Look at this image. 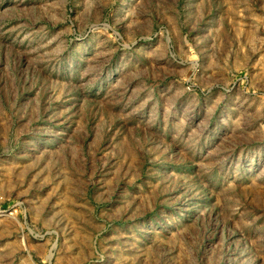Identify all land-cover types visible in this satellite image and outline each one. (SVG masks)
Wrapping results in <instances>:
<instances>
[{"label": "rangeland", "instance_id": "374dc122", "mask_svg": "<svg viewBox=\"0 0 264 264\" xmlns=\"http://www.w3.org/2000/svg\"><path fill=\"white\" fill-rule=\"evenodd\" d=\"M0 264H264V0H0Z\"/></svg>", "mask_w": 264, "mask_h": 264}]
</instances>
